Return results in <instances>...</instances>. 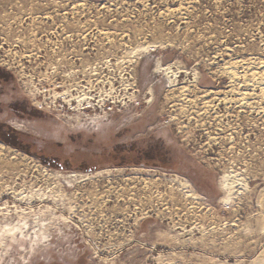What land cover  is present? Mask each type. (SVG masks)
Masks as SVG:
<instances>
[{"label": "rangeland", "instance_id": "rangeland-1", "mask_svg": "<svg viewBox=\"0 0 264 264\" xmlns=\"http://www.w3.org/2000/svg\"><path fill=\"white\" fill-rule=\"evenodd\" d=\"M0 126V264H264V0H0Z\"/></svg>", "mask_w": 264, "mask_h": 264}, {"label": "trees", "instance_id": "trees-1", "mask_svg": "<svg viewBox=\"0 0 264 264\" xmlns=\"http://www.w3.org/2000/svg\"><path fill=\"white\" fill-rule=\"evenodd\" d=\"M12 107L14 108V109H16L17 111H19L18 109V107L15 105V102L12 104Z\"/></svg>", "mask_w": 264, "mask_h": 264}, {"label": "bare ground", "instance_id": "bare-ground-1", "mask_svg": "<svg viewBox=\"0 0 264 264\" xmlns=\"http://www.w3.org/2000/svg\"><path fill=\"white\" fill-rule=\"evenodd\" d=\"M185 90V89H184ZM182 93V92H181ZM186 94V93H185ZM181 95V94H180ZM183 95V94H182ZM182 97V96H181ZM4 145L2 143H0V148H2ZM11 230V229H10ZM13 233V231H12Z\"/></svg>", "mask_w": 264, "mask_h": 264}, {"label": "flooded vegetation", "instance_id": "flooded-vegetation-1", "mask_svg": "<svg viewBox=\"0 0 264 264\" xmlns=\"http://www.w3.org/2000/svg\"><path fill=\"white\" fill-rule=\"evenodd\" d=\"M36 118H38V119H39V121H40V119H41V118H40V117H38V116H37ZM5 121H7V120H5ZM0 127H1V126H0Z\"/></svg>", "mask_w": 264, "mask_h": 264}]
</instances>
